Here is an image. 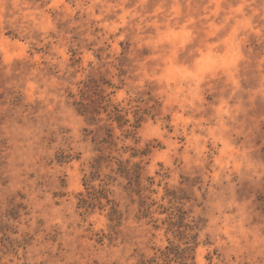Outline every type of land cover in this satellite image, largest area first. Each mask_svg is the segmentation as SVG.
<instances>
[{
  "label": "rangeland",
  "instance_id": "rangeland-1",
  "mask_svg": "<svg viewBox=\"0 0 264 264\" xmlns=\"http://www.w3.org/2000/svg\"><path fill=\"white\" fill-rule=\"evenodd\" d=\"M0 264H264V0H0Z\"/></svg>",
  "mask_w": 264,
  "mask_h": 264
}]
</instances>
